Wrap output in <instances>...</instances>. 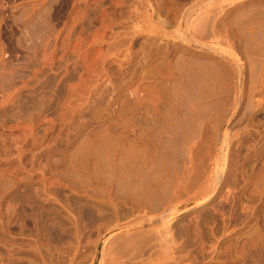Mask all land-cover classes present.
Returning <instances> with one entry per match:
<instances>
[{
    "label": "rangeland",
    "instance_id": "1",
    "mask_svg": "<svg viewBox=\"0 0 264 264\" xmlns=\"http://www.w3.org/2000/svg\"><path fill=\"white\" fill-rule=\"evenodd\" d=\"M0 264H264V0H0Z\"/></svg>",
    "mask_w": 264,
    "mask_h": 264
}]
</instances>
